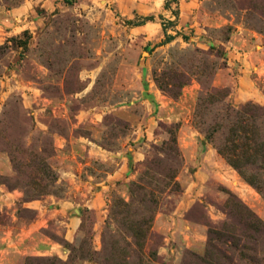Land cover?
<instances>
[{
	"label": "rangeland",
	"instance_id": "obj_1",
	"mask_svg": "<svg viewBox=\"0 0 264 264\" xmlns=\"http://www.w3.org/2000/svg\"><path fill=\"white\" fill-rule=\"evenodd\" d=\"M0 25V234L42 201L52 246L14 264H264V104L229 62L264 0H0ZM203 148L226 173L196 185ZM186 189L193 248L154 228Z\"/></svg>",
	"mask_w": 264,
	"mask_h": 264
},
{
	"label": "crops",
	"instance_id": "obj_2",
	"mask_svg": "<svg viewBox=\"0 0 264 264\" xmlns=\"http://www.w3.org/2000/svg\"><path fill=\"white\" fill-rule=\"evenodd\" d=\"M14 13L13 11L10 14ZM2 25H0L1 29ZM2 30V29H1ZM4 31V30H3ZM0 38L4 35L0 32ZM246 46L236 53L239 56L229 58V62L236 66L237 79L233 89L232 98L234 101H244L248 99L255 100L264 104V44H257V38L250 39ZM259 46V48H257ZM233 51V50H232ZM131 158L137 159V152H131ZM123 159V158H122ZM125 164V162L123 161ZM188 165L195 167L192 182L199 185L202 180L210 176H223L226 173V166L218 158L215 150L212 148H203L199 160H188ZM127 167V166H126ZM122 168L112 172L110 178H104L99 187H96L91 194L90 204H93L99 196L107 194L108 188L113 184L117 175L122 176ZM97 184V183H96ZM186 189L179 197L176 198L173 209L170 212L158 213L155 217L154 228L164 237L172 241L182 242L188 247H195L201 244L204 238L203 228L186 218L185 213L196 199L195 193H188ZM4 200L18 199L17 196L12 198L2 194ZM24 207L37 211L36 218L22 222L13 217L12 223L2 229L0 234V264H14L15 258L21 254L36 253L38 251H48L52 249L51 244H43L40 249L31 243L38 228L46 223L45 206L42 201H25ZM68 205L61 203L56 209V213L66 211ZM70 223L68 222L67 225ZM44 243L46 240L43 241ZM202 245V244H201Z\"/></svg>",
	"mask_w": 264,
	"mask_h": 264
}]
</instances>
